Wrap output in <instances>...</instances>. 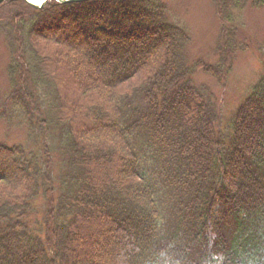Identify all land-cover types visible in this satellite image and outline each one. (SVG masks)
Segmentation results:
<instances>
[{
    "label": "trees",
    "instance_id": "16d2710c",
    "mask_svg": "<svg viewBox=\"0 0 264 264\" xmlns=\"http://www.w3.org/2000/svg\"><path fill=\"white\" fill-rule=\"evenodd\" d=\"M209 1L216 63L189 61L190 34L164 0L0 5L3 109L23 119L28 142L56 132L62 164L55 178L48 147L0 144V264H106L92 245L105 233L122 264L164 247L187 264H237L241 250L264 248V75L226 127L196 82L227 85L249 50L240 13L264 0ZM146 150L153 176L142 171Z\"/></svg>",
    "mask_w": 264,
    "mask_h": 264
},
{
    "label": "rangeland",
    "instance_id": "374dc122",
    "mask_svg": "<svg viewBox=\"0 0 264 264\" xmlns=\"http://www.w3.org/2000/svg\"><path fill=\"white\" fill-rule=\"evenodd\" d=\"M171 10V20L185 26L190 34L191 42L188 46L189 61L192 58L203 59L208 63H216L217 55L215 48L217 46V37L219 23L215 15L213 6L209 0H164ZM241 16V36L246 38L249 45L247 52L239 53L235 59L233 70L229 77L227 85L221 89L216 80L208 76H197L198 85H206L216 96L218 104L221 106L223 115V126H228V122L234 111L247 97L250 89L264 75V8L261 10L246 9ZM8 50L3 37L0 35V112H6L7 117L0 119V144L8 146L23 145L27 150L36 154H42L45 146L51 151L53 157L52 173L56 178L59 174L61 164V153L58 149L59 142L57 133H52L44 137L37 138L40 131H37L35 142L27 140V126L23 119L7 105L8 96L11 92L7 76V66L9 64ZM47 107V106H46ZM12 109V110H11ZM224 129V128H223ZM145 142L142 143L144 145ZM143 156V155H142ZM143 173L151 175L156 172V162L151 158V154L146 150L142 158ZM43 214L42 200L35 202L34 221H39ZM99 241H92V245L103 250L102 254L108 262L106 264H122V258L119 256V245L110 234L105 233L98 236Z\"/></svg>",
    "mask_w": 264,
    "mask_h": 264
},
{
    "label": "clouds",
    "instance_id": "9594fccd",
    "mask_svg": "<svg viewBox=\"0 0 264 264\" xmlns=\"http://www.w3.org/2000/svg\"><path fill=\"white\" fill-rule=\"evenodd\" d=\"M146 264H187L186 259L174 247H164L153 253ZM221 264H227L226 259ZM237 264H264V248L241 250Z\"/></svg>",
    "mask_w": 264,
    "mask_h": 264
},
{
    "label": "water",
    "instance_id": "95a60500",
    "mask_svg": "<svg viewBox=\"0 0 264 264\" xmlns=\"http://www.w3.org/2000/svg\"><path fill=\"white\" fill-rule=\"evenodd\" d=\"M6 0H0V5ZM29 5L33 6L37 9H42L46 6V4L49 2V0H45L41 5H36L31 3L29 0H25ZM58 2L59 4H75V3H85V2H91V1H100V0H54ZM106 1V0H104ZM114 1H120V0H114Z\"/></svg>",
    "mask_w": 264,
    "mask_h": 264
},
{
    "label": "bare ground",
    "instance_id": "6f19581e",
    "mask_svg": "<svg viewBox=\"0 0 264 264\" xmlns=\"http://www.w3.org/2000/svg\"><path fill=\"white\" fill-rule=\"evenodd\" d=\"M31 3L33 4H40V3H43L44 0H29Z\"/></svg>",
    "mask_w": 264,
    "mask_h": 264
}]
</instances>
